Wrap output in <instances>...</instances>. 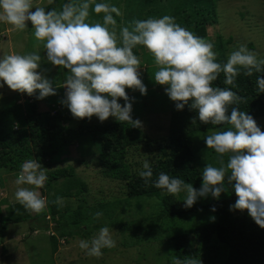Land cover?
I'll return each mask as SVG.
<instances>
[{"label": "clouds", "instance_id": "obj_1", "mask_svg": "<svg viewBox=\"0 0 264 264\" xmlns=\"http://www.w3.org/2000/svg\"><path fill=\"white\" fill-rule=\"evenodd\" d=\"M90 9L102 14V23L86 22ZM113 14L122 15L114 5L97 0H70L59 11H46L35 6L34 0H0V22L9 25L12 32H25L30 23L35 46L43 47L53 67L67 70L62 86L66 89L65 99L61 103L77 120H91L95 116L104 122L112 117L133 128L142 127L141 121L132 118L133 100L126 89L138 90L141 95L147 93L139 71L141 61L133 52L137 46L145 48L157 69L153 80L164 87L176 110L189 105L198 113L200 123L223 127L204 138L206 148L214 151L220 166L205 165L199 190L165 172L152 181L153 170L148 160L142 164L140 178L145 185L152 181V187L171 196L185 192L184 206L191 208L198 198L209 194L218 199L226 191L227 176V185L237 197L230 210L247 211L255 224L264 229V131L252 116L238 110L237 105L244 103L246 97L232 90L238 87L241 73L246 77L255 73L259 74L257 93H264V75H261L264 58H259L246 44H239L226 63H218L212 43L181 27L169 15L134 20L131 29H120L118 37ZM41 59L35 51L3 56L0 81L9 90L29 97L38 92V100L56 95L52 80L41 72ZM221 74L223 83L230 87L214 86ZM119 100L124 101L123 106ZM224 157L228 158L226 163ZM47 172L37 159L22 163L15 179L18 187L14 195L27 212L39 215L46 211L48 200L39 190L47 182ZM53 203L62 205L63 198L57 197ZM102 215L97 211L93 218ZM112 231L107 226L101 227L90 240H80L79 248L88 257L101 258L102 249L116 246ZM172 264H201V261L193 256L183 260L173 257Z\"/></svg>", "mask_w": 264, "mask_h": 264}, {"label": "trees", "instance_id": "obj_2", "mask_svg": "<svg viewBox=\"0 0 264 264\" xmlns=\"http://www.w3.org/2000/svg\"><path fill=\"white\" fill-rule=\"evenodd\" d=\"M69 2L70 0H64V3ZM143 2L149 4L151 0H144ZM176 2V6H171V13L166 14L157 12L156 9H148L145 11V17H142L143 15L140 17L135 16L130 21H125L127 23L126 27L131 29L134 20L162 18L169 15L174 17L176 23L181 27H185L195 35L205 39L208 28L218 22L215 2L205 0L200 3L199 0H193L183 7L179 5L182 0H176ZM119 4L116 5L117 8ZM63 5L60 0H54L45 10H51L54 7L62 8ZM113 15L116 18L115 14ZM130 22L131 25H129ZM234 32H237V30L235 29ZM233 41L232 37L224 40L221 35H217L215 42H212L213 50L217 53L218 63H226V54L230 49L227 46ZM247 47L251 48L250 50L255 49L253 43L247 44ZM136 48L133 49V52L139 58ZM141 58L145 63L144 74L141 77L143 84L147 90L153 87L159 88V85L153 80L154 69L156 68L154 61L153 63H146L148 59L153 57L145 52L141 54ZM41 71L47 78H55V83L59 85L64 83L65 79L61 80L60 76L62 72L43 59L41 61ZM257 75L259 74L254 73L253 76L246 77L241 73L237 78L238 87L232 89L238 95L246 97L244 103L237 105L238 110L246 112L254 120L264 119V93H257ZM223 81L224 76L221 74L218 80L214 82V86L230 87L225 85ZM57 91L56 95L44 98L49 110H58L53 115L48 112H39L36 109L35 100L32 102L25 100L26 102L20 105L14 99H4L6 102L5 119L0 118V120L8 123L9 121L14 122L16 127L12 130L8 128L0 129L2 140L0 141V169L3 168L9 172L20 171L22 163L33 158L37 159L45 168L50 166V162L59 161L61 149L66 148L70 152L77 151L80 157L96 155L100 163L98 173L100 172L107 180L121 185L126 202L133 200L144 202L151 194L164 191L152 187V181H155L160 172L178 177L184 180L185 183H190L195 189H200L202 171L194 153L191 138L196 133L204 135L210 131L219 130L223 126L200 123L197 118L198 113L191 110L189 105H185L182 110L178 111L175 102H172L168 114L166 137L164 141L158 142L152 140L143 130L133 128L126 123H119L112 117L104 122H100L95 116L91 120L74 119L68 108L61 103L65 99V94L59 89ZM126 92L138 93L139 91L126 89ZM38 95L37 92L31 98L38 100L36 98ZM148 112L150 111H147L144 116L148 115ZM230 112L231 107L229 108V115ZM194 119L196 123H193ZM73 121L78 122L77 125L69 127L68 124ZM140 145L157 146L155 148L158 150L157 159L151 161L153 177L148 185H145L139 176V171L142 169L138 172L128 173L124 170L123 159H121L124 151ZM46 157L48 158L47 164L45 163ZM47 176V182L41 189L48 197V207L44 213L32 215L16 202L10 204L5 216L0 204V242L4 240V236L7 234L8 225L28 223L46 216L51 220H55L54 218L61 214L62 209L61 205L53 203L57 197L72 199L86 192V186L77 177L73 166L50 170L47 172ZM61 182L62 184H60ZM57 185L60 186V189L55 191L54 187ZM225 185L226 191L222 192L218 199H214L209 194L206 202L199 201L191 207L192 211L200 210L203 207L215 219L212 223L193 229L191 231L193 237L183 235L174 239L173 245L167 249L166 253L170 263H172L173 257L183 260L184 257L193 256L199 258L201 264H264V229L255 224L247 211L242 212L241 215L232 213L230 206L235 204L237 197L232 191V187L227 185V176ZM185 196V192H181L176 196L164 193L163 197L157 202H153L152 205L149 203V217H152L155 222L173 221L183 217L185 211L181 208L180 203H184ZM135 206L142 211V204H135ZM213 207L216 209L214 212L211 211ZM78 209L74 215L80 216L81 208L78 207ZM133 216L127 214V217ZM81 218L82 215L80 220L77 219L74 223H82L84 220L82 221ZM128 223L130 222L128 221ZM120 227L124 230L128 225L121 223ZM135 229L139 233L138 229ZM51 239L53 250H55L56 239L54 237Z\"/></svg>", "mask_w": 264, "mask_h": 264}, {"label": "rangeland", "instance_id": "obj_3", "mask_svg": "<svg viewBox=\"0 0 264 264\" xmlns=\"http://www.w3.org/2000/svg\"><path fill=\"white\" fill-rule=\"evenodd\" d=\"M54 0H51V3ZM62 5L64 0H60ZM144 0H97L98 3H107L116 7L121 11V16H116V32L119 37L122 27H126L125 21L135 16L145 17V11L148 9H156L157 12L169 14L172 12L171 6L177 5L176 0H151L149 4ZM193 0H182L179 5L187 6ZM205 0H199L203 3ZM215 2L216 14L218 22L207 30L206 41L215 42L217 35H221L224 40L232 37L234 40L227 47V58L239 44L253 43L255 49L251 50L258 54L259 58H264V0H212ZM51 3L49 0H34L35 6L46 8ZM150 7V8H149ZM57 11L61 8L54 7ZM34 10V9H33ZM88 23L103 22L102 14H95L90 9V15L87 19ZM131 25V22L130 24ZM237 32H234V30ZM31 24L25 32H12L10 26L0 22V51L2 58L9 54V50L13 53L25 54L37 52L44 61L48 62L43 47L37 48L33 33L30 32ZM251 49V48H250ZM253 49V48H252ZM137 54L140 56V73L141 77L145 69V63L141 58V54L148 52L142 46H137ZM42 61V59H41ZM153 58L148 59L146 63H153ZM50 64V63H49ZM62 73L61 80L66 79L67 70L58 68ZM157 69H154V72ZM66 89H64V94ZM16 100L20 105L26 101L35 100L36 109H42L41 113L48 112L50 115L58 111L57 109L46 110L47 107L38 102L36 99L26 97L24 94H18L8 89L3 82L0 81V118H4L6 113V105H3L5 98ZM132 102L133 120L142 122L143 130L152 140L164 141L167 134V127L172 102L165 94L164 87H153L147 90L146 95L135 93L129 96ZM149 101L148 108L142 109V112H148V115L140 117L142 100ZM30 100V101H29ZM120 103V100L118 101ZM122 105L124 101L121 100ZM151 103V104H150ZM140 109V110H139ZM44 110V111H43ZM5 119V118H4ZM9 120V119H8ZM13 120V119H10ZM261 131H264V119H255ZM3 122V124H2ZM78 122L73 121L68 124L69 127H75ZM16 124L9 121L0 120V129L12 130ZM1 132V131H0ZM210 131L204 135L196 133L192 136L193 150L197 157L201 171L205 165L219 167L218 158L212 149H207L204 138L211 134ZM192 135V134H191ZM190 135V136H191ZM0 141L1 138H0ZM157 146L140 145L139 147L129 148L123 152V166L128 173L138 172L142 169L145 160L150 163L157 159ZM69 149H61L59 161L50 162V166L45 167L50 170L56 168H65L73 166L77 177L86 186V192L81 196L72 199H63L61 205V214L57 215L55 220H51L48 216L33 220L28 223H18L8 225L7 234L4 240L0 242V264H172L169 262L166 253L167 249L173 245L174 239L179 236L193 237L191 232L193 229L203 225L212 223L213 216L208 214L205 209L192 211L191 208H185L184 203H180L181 208L185 211L183 217L170 220L155 222L149 217V203L161 199L166 191L151 194L144 202L135 200L126 202L125 195L121 185L104 178L98 170L100 169L99 160L96 155L88 157H80L76 152H68ZM47 157L45 163L47 164ZM227 157H224L225 163ZM4 169H0V204L2 211L6 216L10 204L16 203L15 191L17 185L13 174H7V178H2ZM13 178V179H12ZM111 183V184H110ZM115 183V184H112ZM62 184V182L60 183ZM55 191L60 189L57 185ZM41 195L46 197L41 189ZM209 196V195H208ZM207 196V197H208ZM211 196V194H210ZM207 197L198 198L197 202H206ZM197 202L195 204H197ZM142 204L140 211L135 204ZM146 203V204H145ZM81 208L80 216L74 215ZM130 207V208H128ZM97 211L103 213L99 219H94L93 214ZM234 215H241L239 210H231ZM141 212V213H140ZM79 213V212H78ZM127 214L134 215L127 217ZM32 215H34L32 213ZM82 215V223H74L80 220ZM130 223H128V221ZM215 219V217H214ZM121 223L127 224L128 227L122 230ZM77 224V225H74ZM132 225V226H129ZM107 226L112 231L113 239L116 246L111 249H102L103 256L99 259L88 257L84 250L79 248L80 240H90L94 237L101 227ZM137 228V230L135 229ZM55 238L56 249L53 250L51 238ZM186 242V240H184Z\"/></svg>", "mask_w": 264, "mask_h": 264}, {"label": "crops", "instance_id": "obj_4", "mask_svg": "<svg viewBox=\"0 0 264 264\" xmlns=\"http://www.w3.org/2000/svg\"><path fill=\"white\" fill-rule=\"evenodd\" d=\"M2 23V22H1ZM30 32H32V31H30ZM9 52V54H12L13 53V50H9L8 51ZM0 55H2V52L0 51ZM43 59V58H42ZM42 72V71H41ZM42 74H43V72H42ZM44 75V74H43ZM48 79H50V80H52V82H53V86L54 87H56V93L58 92L57 90L59 89L62 93H64V88L62 87L63 86V84H61V85H59L58 83H55V78H52V77H50V78H48ZM136 92H127V94H128V96H132L133 94H135ZM138 93H140V92H138ZM19 94V93H18ZM26 97H27V95L26 94H24ZM7 98V97H6ZM23 101H25L26 99L24 98V99H22ZM38 102L40 101L41 103H43L46 107H47V109L46 110H49V107H48V105H47V103L45 102V100L43 99V100H37ZM0 102H2V100L0 101ZM4 103H3V105H6V102H5V100L3 101ZM120 104L122 105V102H121V100H120ZM141 104H142V107L140 108L141 109V114H140V117H144V115L145 114H147V112H142V109H146V108H148V104H149V101H144V99L142 100V102H141ZM151 104V103H150ZM123 106V105H122ZM139 109V110H140ZM38 111L39 112H41L42 111V109L40 108V109H38ZM44 111V110H43ZM133 112H135V111H132V113H131V115L132 116H134V114H133ZM3 169V168H2ZM5 170V169H4ZM18 173H19V171H16V172H9V171H7V170H5V172L4 173H2V178L3 179H6L7 178V174H13V178H15V177H17V175H18ZM1 175V174H0ZM12 178V179H13Z\"/></svg>", "mask_w": 264, "mask_h": 264}]
</instances>
